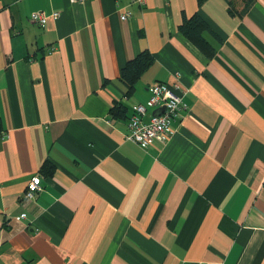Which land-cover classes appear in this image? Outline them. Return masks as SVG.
Instances as JSON below:
<instances>
[{
  "label": "crops",
  "instance_id": "1",
  "mask_svg": "<svg viewBox=\"0 0 264 264\" xmlns=\"http://www.w3.org/2000/svg\"><path fill=\"white\" fill-rule=\"evenodd\" d=\"M230 1L0 0V264H264V0ZM196 12L212 58L179 32ZM143 50L155 62L127 97ZM155 82L187 109L142 149L127 123Z\"/></svg>",
  "mask_w": 264,
  "mask_h": 264
},
{
  "label": "built area",
  "instance_id": "2",
  "mask_svg": "<svg viewBox=\"0 0 264 264\" xmlns=\"http://www.w3.org/2000/svg\"><path fill=\"white\" fill-rule=\"evenodd\" d=\"M86 0H71V2H83ZM59 12H54L53 17L58 18ZM129 12L124 14L128 17ZM33 22L46 26L48 15L43 11L32 13ZM177 84L155 82L148 88L149 97L146 102L131 104L132 115L128 119L127 138L139 145L142 149H148L156 142L166 143L173 134V122L180 118L181 111L187 109L183 97L176 92ZM44 190L43 175L40 173L31 177L27 189L22 195L21 202L24 205L34 203L38 195ZM27 214L23 213L22 218Z\"/></svg>",
  "mask_w": 264,
  "mask_h": 264
},
{
  "label": "trees",
  "instance_id": "3",
  "mask_svg": "<svg viewBox=\"0 0 264 264\" xmlns=\"http://www.w3.org/2000/svg\"><path fill=\"white\" fill-rule=\"evenodd\" d=\"M204 1L206 0H198L199 6H201ZM254 1L255 0H231L229 11L233 14L243 13L254 3ZM207 31L218 36L199 12H196L191 16H187L183 13V20L179 25V32L195 44L206 56L212 58L216 49L204 35ZM154 62V55L149 50H143L126 63L122 69L120 80L125 86L127 97L134 94L137 82ZM127 111L128 107L125 106L124 103H117L111 109V113L118 118L125 117ZM41 170L43 175H51L55 170V164L51 161H47L44 163Z\"/></svg>",
  "mask_w": 264,
  "mask_h": 264
}]
</instances>
